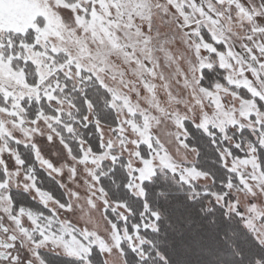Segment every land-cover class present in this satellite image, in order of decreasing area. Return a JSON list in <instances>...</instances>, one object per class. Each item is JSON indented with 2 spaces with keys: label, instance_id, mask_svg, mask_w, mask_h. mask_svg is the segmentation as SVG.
<instances>
[{
  "label": "rangeland",
  "instance_id": "rangeland-1",
  "mask_svg": "<svg viewBox=\"0 0 264 264\" xmlns=\"http://www.w3.org/2000/svg\"><path fill=\"white\" fill-rule=\"evenodd\" d=\"M262 17L264 0H0V213L27 249L35 251L31 241L43 235L49 264L82 254L84 264H127L124 244L143 259L144 230L157 222L147 214L132 222L129 205L112 200L101 177L106 164L123 160L136 196L158 171L211 185V174L195 165L197 148L181 143L187 122L232 146L221 156L235 178L213 199L264 246ZM61 74L80 90L94 77L111 94L117 126L100 122L87 102L85 126H96L100 151L79 137L75 105L58 94L67 87ZM42 98L56 114L29 108ZM63 130L78 139L80 156ZM41 171L57 190L41 186ZM10 191L30 205L17 211ZM92 245L101 258L88 255Z\"/></svg>",
  "mask_w": 264,
  "mask_h": 264
},
{
  "label": "trees",
  "instance_id": "trees-1",
  "mask_svg": "<svg viewBox=\"0 0 264 264\" xmlns=\"http://www.w3.org/2000/svg\"><path fill=\"white\" fill-rule=\"evenodd\" d=\"M17 63L15 59L16 67L19 66ZM23 66L29 76L34 74L32 63ZM60 78L67 87L58 94L69 95L75 105L72 116L78 120L74 124L80 126L79 137L86 140L95 151H100L96 126L94 124L85 126V117L88 114L87 102H91L94 114L100 122L117 126V114L109 105L111 94L94 77L86 83L83 90L73 85V80L66 75L61 74ZM243 90L246 89L239 88L241 93ZM24 103L28 106V100ZM30 104L29 108L34 109V112L42 109L45 113L56 114V110L48 104L45 98L39 102L33 100ZM200 130L197 127L194 141L195 148L198 150L195 165L211 174L213 177L211 185L202 186L193 183L194 187L189 188L188 183L181 181L169 171H158L150 181L163 186L171 193L162 208L154 202L152 197L148 198L152 207H146L142 202V197L132 194L129 187H126L130 179L123 160L122 164H115L117 168L115 175L110 174L113 165L106 164L107 174L101 177V183L112 200L129 205L132 210L130 216L132 222L137 223L143 215L153 210L159 213L160 219L156 221L158 231L157 229H146L147 232L144 230L150 241L149 244L144 245V249L150 254L147 264H160L162 259L164 264H264V246L244 226L242 218L237 213H228L224 206L213 199V193L224 192L225 185L235 178L234 173L223 165L221 159V150L224 148L232 150V146L220 138H215L216 144L213 145L211 139L203 136ZM63 133L67 135V142L71 145L74 154L80 156L81 149L78 139L73 138L69 133L66 134L64 130ZM246 133L249 134L250 131L244 130L240 135L244 136ZM208 137L211 135L208 134ZM200 145L204 147L201 148ZM257 148L261 168L264 171V148L260 145H257ZM233 152L236 153L235 150ZM109 167L111 169H108ZM41 174L43 180L41 186L47 190H57L55 180L43 171ZM193 194L197 199L193 198ZM14 198L20 202V205L28 206L31 203L24 193H19V195L14 193ZM124 250L127 264L143 262V259L125 244ZM97 255L98 259L101 258L99 254ZM73 261L76 260L65 257L55 259L56 264H73ZM95 262L103 264L102 258L100 262L95 259Z\"/></svg>",
  "mask_w": 264,
  "mask_h": 264
},
{
  "label": "snow or ice",
  "instance_id": "snow-or-ice-1",
  "mask_svg": "<svg viewBox=\"0 0 264 264\" xmlns=\"http://www.w3.org/2000/svg\"><path fill=\"white\" fill-rule=\"evenodd\" d=\"M262 20H264V17H262ZM209 131L212 132L211 137H208V133H204L202 129L200 130L201 134L203 136H205L206 138H210L211 143L213 145H215L216 144V139H215L216 133L212 129H210ZM184 132L187 135L184 137V139L181 141V143L186 145L190 149L195 148L194 141H195V136L197 133V123H194V122L186 123V126L184 128ZM200 147L202 148L204 146L200 145ZM117 159H119V158L117 157ZM221 159H223V157ZM115 163H116V161H112L113 167H112V170L110 173L111 175H115L117 172V168L115 167ZM21 166H23V162L21 163V165L14 164L12 170L14 171L16 168L21 167ZM102 167H103V162H102ZM175 174L178 176L184 175L183 172H177ZM134 176L138 178L139 173L138 172L134 173ZM129 179H131V177H129ZM99 180H100V177L98 176L97 182H99ZM137 182H139L138 179H137ZM187 186L189 188H192V187H194V184L192 182H189ZM126 187H130V185H126ZM101 188H103V184H101ZM141 188L144 190V196L141 199H142V202L145 204L146 207H152V205L149 203V199H148L149 197H152V198H154V202L158 203L160 205V207L163 208L168 197L171 195V193L167 189L163 188V186L157 185L150 180L144 181L141 184ZM13 195H14V193L10 191L9 197L12 198ZM15 195H19V192L16 191ZM193 198L197 199V197H195V194H193ZM12 203H13V207H15L17 209V211H19L20 202H18L15 199H12ZM65 207H67V205ZM146 214L149 215L151 220H153V221H159V219H160L159 213L155 210L148 212ZM147 231L148 230H146V232ZM157 231H158V229H157ZM44 235H47V233H45ZM77 238L80 239L82 243L87 244V242L84 241L82 237L78 236ZM42 240H43V235H41L39 237V239H36L34 236L31 243L35 246V251L25 250L23 254L17 253V255H14V256L12 255L11 251H8L5 253V256L3 257V259L9 260V264H33L34 260L37 262V264H49L48 260L45 259L46 253L43 251V249L41 247V241ZM50 243L51 242H46L45 246H47V244H50ZM12 247L13 248L16 247L15 242L12 243ZM20 247L23 248L24 245L21 244ZM52 247H56V245H52ZM91 249H92V251H90L88 253L89 256H91L93 254V251L96 254L103 255L102 251L98 248V246L92 245ZM131 250L133 253H138L137 249L135 247H133ZM120 251H123V248H121ZM139 256L140 257L143 256V262L139 261V264H147V261L150 258L149 252H147L143 247H141L139 249ZM73 264H84L83 254L76 261H73ZM160 264H164L163 259L161 260Z\"/></svg>",
  "mask_w": 264,
  "mask_h": 264
},
{
  "label": "flooded vegetation",
  "instance_id": "flooded-vegetation-1",
  "mask_svg": "<svg viewBox=\"0 0 264 264\" xmlns=\"http://www.w3.org/2000/svg\"><path fill=\"white\" fill-rule=\"evenodd\" d=\"M16 243V247H12V243ZM23 244L24 247L21 248L20 245ZM25 250H28L24 244L23 239L17 234L13 229L11 224H9L5 215L0 213V264H9V260L3 259L5 253L11 251L12 255H17V253L23 254ZM33 264H37L34 260Z\"/></svg>",
  "mask_w": 264,
  "mask_h": 264
}]
</instances>
